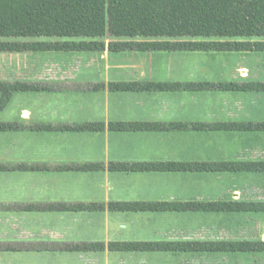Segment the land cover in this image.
<instances>
[{"label": "crops", "instance_id": "1", "mask_svg": "<svg viewBox=\"0 0 264 264\" xmlns=\"http://www.w3.org/2000/svg\"><path fill=\"white\" fill-rule=\"evenodd\" d=\"M252 80L264 82V51L0 52V81L51 86L16 91L0 111V122L21 125L0 130V166L5 167L0 169V264H264L263 250L108 248L110 242H264L260 209L109 207L112 202H264V171L110 169L111 162L264 161V130L110 128L113 122H264V91L109 89L111 82L124 81ZM98 83L105 87L95 89ZM85 122H104L105 128H58ZM41 123L53 128L35 127ZM85 163L102 166L66 167ZM89 203L104 208H26ZM95 242L107 247L102 251L51 247ZM22 244L31 247L17 248Z\"/></svg>", "mask_w": 264, "mask_h": 264}, {"label": "trees", "instance_id": "2", "mask_svg": "<svg viewBox=\"0 0 264 264\" xmlns=\"http://www.w3.org/2000/svg\"><path fill=\"white\" fill-rule=\"evenodd\" d=\"M84 37V40H0V52L25 51H124V50H191V51H264V0H0V37ZM143 36L144 40L133 39ZM108 37L131 39L110 40ZM184 37L205 39H184ZM248 38L238 40L235 38ZM215 38V39H214ZM260 38V39H254ZM105 84L94 85L95 89ZM48 84L27 81H0V111L16 91L43 90ZM222 90L264 91L263 81L209 82H111L109 89L119 91L143 90ZM21 125L0 122V130ZM38 129H51V124H38ZM209 128L212 130H264V122L228 121L216 123H137L113 122L114 130L159 128ZM61 129L101 130L104 122L60 125ZM101 163L66 166L95 170ZM63 167V168H66ZM5 168L0 166V169ZM19 168H34L20 165ZM113 170H205V171H264V161L219 162H111ZM103 209L104 205L55 204L28 205L27 209ZM113 210H264V202H112ZM22 246V247H21ZM17 248L31 247L22 244ZM50 247V246H49ZM69 250H105L103 242L51 245ZM110 250H203V251H264V242L257 241H150L110 242Z\"/></svg>", "mask_w": 264, "mask_h": 264}, {"label": "rangeland", "instance_id": "3", "mask_svg": "<svg viewBox=\"0 0 264 264\" xmlns=\"http://www.w3.org/2000/svg\"><path fill=\"white\" fill-rule=\"evenodd\" d=\"M120 39H131V38H127V37H119ZM144 39L143 36H137L133 39ZM84 39H88V38H84V37H73V38H63V37H50V36H41V37H11V38H6V37H0V40H41V41H55V40H84ZM184 39H205V38H193V37H184ZM215 39V38H214ZM238 40H247L248 38H235ZM254 39H260V38H254Z\"/></svg>", "mask_w": 264, "mask_h": 264}]
</instances>
